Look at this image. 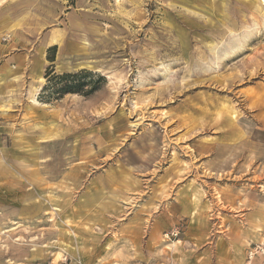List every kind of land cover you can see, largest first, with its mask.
<instances>
[{
	"label": "rangeland",
	"instance_id": "rangeland-1",
	"mask_svg": "<svg viewBox=\"0 0 264 264\" xmlns=\"http://www.w3.org/2000/svg\"><path fill=\"white\" fill-rule=\"evenodd\" d=\"M0 264H264V0H0Z\"/></svg>",
	"mask_w": 264,
	"mask_h": 264
},
{
	"label": "trees",
	"instance_id": "trees-1",
	"mask_svg": "<svg viewBox=\"0 0 264 264\" xmlns=\"http://www.w3.org/2000/svg\"><path fill=\"white\" fill-rule=\"evenodd\" d=\"M56 45H53L49 47L48 53H50V56H48V61L53 62L55 59V52H56ZM53 70L51 69V66L48 67L45 73V78L47 80V84L42 88V93H45V91L48 90V93L50 94H55L57 96L62 95L63 93H68V92H82V87H83V82L80 79H76L73 82H62L65 81L68 78H80L82 74L88 72H83L79 71L76 73H64L60 75H54L52 74ZM90 74V73H89ZM99 79L102 78V76L98 75L97 76ZM58 82L61 83L60 86H58ZM49 87H55V88H49ZM96 89L95 85H92L89 89V91H93Z\"/></svg>",
	"mask_w": 264,
	"mask_h": 264
},
{
	"label": "bare ground",
	"instance_id": "bare-ground-1",
	"mask_svg": "<svg viewBox=\"0 0 264 264\" xmlns=\"http://www.w3.org/2000/svg\"><path fill=\"white\" fill-rule=\"evenodd\" d=\"M250 32V31H249ZM229 58V57H228ZM37 91V87L30 88L29 90V97L33 98L34 93Z\"/></svg>",
	"mask_w": 264,
	"mask_h": 264
},
{
	"label": "crops",
	"instance_id": "crops-1",
	"mask_svg": "<svg viewBox=\"0 0 264 264\" xmlns=\"http://www.w3.org/2000/svg\"><path fill=\"white\" fill-rule=\"evenodd\" d=\"M49 45H51V44H47L46 47L49 46Z\"/></svg>",
	"mask_w": 264,
	"mask_h": 264
}]
</instances>
